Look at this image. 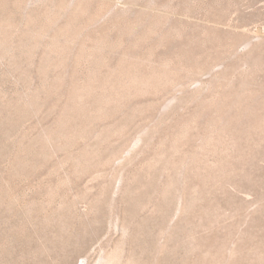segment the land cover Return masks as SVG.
<instances>
[{
	"label": "rangeland",
	"instance_id": "rangeland-1",
	"mask_svg": "<svg viewBox=\"0 0 264 264\" xmlns=\"http://www.w3.org/2000/svg\"><path fill=\"white\" fill-rule=\"evenodd\" d=\"M97 2L0 0V264H264V0Z\"/></svg>",
	"mask_w": 264,
	"mask_h": 264
},
{
	"label": "bare ground",
	"instance_id": "bare-ground-1",
	"mask_svg": "<svg viewBox=\"0 0 264 264\" xmlns=\"http://www.w3.org/2000/svg\"><path fill=\"white\" fill-rule=\"evenodd\" d=\"M63 1V0H62ZM66 1L65 4H63L62 7L64 8H71L74 12H80V13H83V12H86L87 8L85 7V5H83V3H87L89 2V4L91 3L92 0H64V2ZM99 1H103V0H98ZM97 2V3H98ZM100 5V4H99ZM112 10V9H111ZM178 35V34H177ZM64 62V60H63ZM68 64V63H67ZM71 67V66H70ZM201 87V86H199ZM258 99V98H257ZM139 139L138 138V142H139ZM141 140V139H140ZM116 254V253H115ZM117 256L113 254H108V255H103L102 257H100L99 261L97 264H116V260H117Z\"/></svg>",
	"mask_w": 264,
	"mask_h": 264
}]
</instances>
